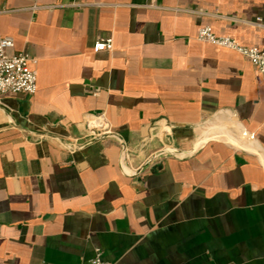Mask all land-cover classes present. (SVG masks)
I'll return each instance as SVG.
<instances>
[{
  "label": "crops",
  "instance_id": "0c3cea01",
  "mask_svg": "<svg viewBox=\"0 0 264 264\" xmlns=\"http://www.w3.org/2000/svg\"><path fill=\"white\" fill-rule=\"evenodd\" d=\"M206 25L264 50V0H0L38 60L0 96V264H264V73Z\"/></svg>",
  "mask_w": 264,
  "mask_h": 264
},
{
  "label": "built area",
  "instance_id": "2783aa9c",
  "mask_svg": "<svg viewBox=\"0 0 264 264\" xmlns=\"http://www.w3.org/2000/svg\"><path fill=\"white\" fill-rule=\"evenodd\" d=\"M260 20H258L259 22ZM197 38L216 46L235 50L246 58L260 73H264V50L257 46H244L231 36L217 35L211 26H202ZM112 38H98L93 45L94 52L112 51ZM38 60L29 54L14 51L11 36L0 38V96L8 93L34 94L37 91ZM84 142L96 139L117 138L105 112L92 114L85 121ZM80 144V143H78ZM90 264H110L102 258V250L96 249Z\"/></svg>",
  "mask_w": 264,
  "mask_h": 264
},
{
  "label": "rangeland",
  "instance_id": "374dc122",
  "mask_svg": "<svg viewBox=\"0 0 264 264\" xmlns=\"http://www.w3.org/2000/svg\"><path fill=\"white\" fill-rule=\"evenodd\" d=\"M224 127H225V129L222 130V132H224L223 134L228 133L229 135H231V136L234 137L235 139L239 140L240 142H245V139H243V138L241 137V135H239V134L235 131L234 127H232L231 124L224 125ZM216 129H217V128H216ZM214 131H216V130H214ZM217 131H218V130H217Z\"/></svg>",
  "mask_w": 264,
  "mask_h": 264
}]
</instances>
